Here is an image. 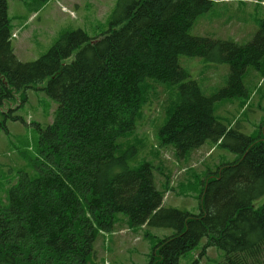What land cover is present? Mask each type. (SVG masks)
Returning a JSON list of instances; mask_svg holds the SVG:
<instances>
[{"label":"trees","instance_id":"trees-1","mask_svg":"<svg viewBox=\"0 0 264 264\" xmlns=\"http://www.w3.org/2000/svg\"><path fill=\"white\" fill-rule=\"evenodd\" d=\"M215 1L117 0L100 37L81 29L64 33L44 55L23 63L11 46L8 0H0L4 121L23 120L5 105L36 83L47 80L44 90L59 102L55 121L41 132L38 173H20L6 200L0 198V264H89L97 236L114 230L118 214L133 226L174 229L154 245L151 264H179L205 237L204 252L211 246L225 252L220 264H264V204L254 205L264 196V128L252 136L215 116L217 101L248 97L244 75L264 59V20L246 45L190 35ZM181 54L228 63L227 84L207 95L180 64ZM147 78L180 89L158 147L173 146L185 157L209 139L229 140L237 155L213 173L191 175L201 185L198 214L164 206L169 176L158 186L151 162L133 168L136 150L116 154L149 101Z\"/></svg>","mask_w":264,"mask_h":264},{"label":"rangeland","instance_id":"rangeland-1","mask_svg":"<svg viewBox=\"0 0 264 264\" xmlns=\"http://www.w3.org/2000/svg\"><path fill=\"white\" fill-rule=\"evenodd\" d=\"M8 2L11 33L17 32V37L10 39L11 46L17 60L23 63L35 61L44 55L64 33L81 29L90 38L100 37L109 30L117 6V0ZM64 6L69 11H64ZM33 13H36V18L28 21ZM262 20L264 5L260 3L217 0L209 11L197 17L189 34L230 39L244 45L253 40ZM77 51L64 62L70 63ZM179 62L190 71L191 78L201 84L207 95L227 84L230 74L228 63L215 64L203 57L186 54L179 56ZM146 81L149 101L137 119L135 130L119 139L121 145L116 154L127 148L136 150L135 157L130 160L133 168L143 162H151L155 167L154 176L158 186L165 176H169L170 189L164 192V206L198 214L201 185L200 181L197 185L191 175L200 176L205 169H208V174L213 173L220 163L231 162L237 155L227 145L229 140L221 145L209 139L199 150H193L185 157L179 156L173 146L158 147L159 129L167 122L170 110L180 101V89L178 84H166L151 78ZM46 82L47 80L36 83L18 92L5 105V109L17 108L15 114L22 117L23 121L10 118L4 121L0 111V123L3 124L0 125L1 200H6L8 188L17 182L20 173L27 172L33 176L39 171L36 164L41 158L38 151L41 132L54 122L59 107V102L44 90ZM244 84L249 93L248 97L217 101L215 116L228 127L259 136L264 128V59L260 68L248 67ZM240 102L248 105L244 113L241 112ZM212 147L210 155L206 156L204 152ZM180 166H185L190 171L179 174L177 169ZM262 204L264 196L254 203L256 208ZM173 232L174 229L168 227L133 226L125 214H118L114 230L97 236L89 264H151L154 245ZM206 239L203 238L195 249L182 256L179 264H220L224 260L225 252L215 246L204 252Z\"/></svg>","mask_w":264,"mask_h":264},{"label":"crops","instance_id":"crops-1","mask_svg":"<svg viewBox=\"0 0 264 264\" xmlns=\"http://www.w3.org/2000/svg\"><path fill=\"white\" fill-rule=\"evenodd\" d=\"M98 8H100V5L98 6ZM29 20H31V18H29ZM18 49H20V48H18ZM208 153H209V149L205 152V154L207 155Z\"/></svg>","mask_w":264,"mask_h":264}]
</instances>
